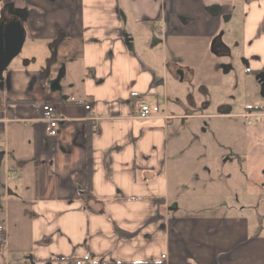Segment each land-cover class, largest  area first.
Here are the masks:
<instances>
[{
    "label": "crops",
    "instance_id": "0c3cea01",
    "mask_svg": "<svg viewBox=\"0 0 264 264\" xmlns=\"http://www.w3.org/2000/svg\"><path fill=\"white\" fill-rule=\"evenodd\" d=\"M6 4L22 11L28 54L0 81V264H264V221L204 208L196 179L184 201L189 189L169 179L166 108L138 115L167 73L226 74L217 36L264 69V0H0V12ZM239 13L240 33L224 30ZM182 47L201 59L167 58ZM44 103L57 107L55 136ZM245 149L264 154V115Z\"/></svg>",
    "mask_w": 264,
    "mask_h": 264
},
{
    "label": "rangeland",
    "instance_id": "374dc122",
    "mask_svg": "<svg viewBox=\"0 0 264 264\" xmlns=\"http://www.w3.org/2000/svg\"><path fill=\"white\" fill-rule=\"evenodd\" d=\"M222 28L240 33V13L223 23ZM233 44L229 42L232 54L221 58L228 68L226 74L221 70L208 73L210 70L206 69L207 73L199 75L197 67L192 79L180 81L167 73L163 94L160 89L149 103H157L159 112L166 108L169 115V179L173 183L178 177L182 189H189L183 195L184 201L190 197V184L196 179L206 185L205 194L209 198H202L206 205L204 208L224 209L221 207L224 204L226 210L238 212L242 207L246 216H252L255 223L263 222L264 154L248 155L245 136L251 126L247 124L246 114L264 109V96L253 75L246 71L242 57L236 53ZM27 45V42L23 44L8 68L17 61H24L28 54ZM197 50L190 56L182 47L171 55L167 48L166 54L167 58L172 56L180 63L189 65V62L192 64L201 59ZM224 106L229 108V115H220ZM257 123L258 118L253 125ZM189 164L196 168L193 177L185 170ZM178 167H181L180 172Z\"/></svg>",
    "mask_w": 264,
    "mask_h": 264
},
{
    "label": "water",
    "instance_id": "95a60500",
    "mask_svg": "<svg viewBox=\"0 0 264 264\" xmlns=\"http://www.w3.org/2000/svg\"><path fill=\"white\" fill-rule=\"evenodd\" d=\"M213 10L216 11L217 7ZM25 35L22 11L13 9L10 4L4 5L0 12V81L9 63L20 53ZM211 50L217 56H228L230 53L220 36L212 40ZM177 73L182 80V71L178 70ZM255 78L261 84V95L264 96V75L259 74Z\"/></svg>",
    "mask_w": 264,
    "mask_h": 264
},
{
    "label": "built area",
    "instance_id": "2783aa9c",
    "mask_svg": "<svg viewBox=\"0 0 264 264\" xmlns=\"http://www.w3.org/2000/svg\"><path fill=\"white\" fill-rule=\"evenodd\" d=\"M88 109V106L85 107ZM42 109V118L46 122V125L48 127V134L50 136H55L57 135L59 131V125H58V116H57V107L49 104V103H44L41 106ZM159 107L157 105H145V104H140L139 105V111L138 115L142 118L148 117L151 114L158 112ZM248 119H247V124L248 125H253V123H256V118H260L264 115V109H258L252 112H249L246 114ZM2 238L0 237V242H2ZM73 264H84V262L80 259H75L73 261Z\"/></svg>",
    "mask_w": 264,
    "mask_h": 264
},
{
    "label": "trees",
    "instance_id": "16d2710c",
    "mask_svg": "<svg viewBox=\"0 0 264 264\" xmlns=\"http://www.w3.org/2000/svg\"><path fill=\"white\" fill-rule=\"evenodd\" d=\"M84 146H85V154H86L87 187L89 190L91 186V172H92L91 135L89 133L86 136Z\"/></svg>",
    "mask_w": 264,
    "mask_h": 264
},
{
    "label": "flooded vegetation",
    "instance_id": "af4514ba",
    "mask_svg": "<svg viewBox=\"0 0 264 264\" xmlns=\"http://www.w3.org/2000/svg\"><path fill=\"white\" fill-rule=\"evenodd\" d=\"M243 62H244L243 65L245 66L246 71H247L248 73H250V74L253 75L256 84H258V86L260 87V90H262V89H261V84L258 83V81L256 80L255 77H256V75H259V74H263V75H264V69H259V70H256V71H251V70L248 69V64H247V62H246V61H243Z\"/></svg>",
    "mask_w": 264,
    "mask_h": 264
}]
</instances>
